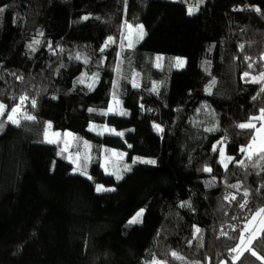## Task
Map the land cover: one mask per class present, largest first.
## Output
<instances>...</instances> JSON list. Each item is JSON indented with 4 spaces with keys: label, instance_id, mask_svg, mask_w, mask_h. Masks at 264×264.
Masks as SVG:
<instances>
[{
    "label": "trees",
    "instance_id": "obj_1",
    "mask_svg": "<svg viewBox=\"0 0 264 264\" xmlns=\"http://www.w3.org/2000/svg\"><path fill=\"white\" fill-rule=\"evenodd\" d=\"M198 1L0 0V103L27 97L35 117L0 131V264H264V230L243 246L264 208V159L244 156L254 130L238 127L264 109V0H205L188 15ZM129 24L145 36L126 49ZM158 55L187 66L155 71ZM113 93L127 115L101 114ZM49 124L74 134L91 180L44 142ZM114 150L130 169L119 180L101 168Z\"/></svg>",
    "mask_w": 264,
    "mask_h": 264
},
{
    "label": "rangeland",
    "instance_id": "obj_2",
    "mask_svg": "<svg viewBox=\"0 0 264 264\" xmlns=\"http://www.w3.org/2000/svg\"><path fill=\"white\" fill-rule=\"evenodd\" d=\"M170 1H178V0H170ZM204 3H205V0H203V3H200L198 1L197 5L191 6V7H197L198 6V10H199V8L202 5H204ZM129 25H131V32H130V30L128 28L127 34H126V38H125V41H124V44H123V47L126 48V49L133 48L135 45H137L139 42H141L144 39V36H145L143 34V36L140 37L139 33H138V29H139V27L142 24H138V25L129 24ZM130 41L132 43L131 47H129ZM157 57H161L162 59L157 60ZM177 58L182 59L184 61V64H183L182 67H176V59ZM149 62L151 64L150 66H151L152 69H154L155 71H158V72H163L164 74L169 73L170 71H182L187 66V59L184 58V57H166V56H163V55H158V56H155L153 59H150ZM147 77H148V74H147L146 78ZM137 81L138 82L135 84L136 88L141 83L145 82L143 77L140 78ZM150 82H153L154 85L164 84V80H156L154 78L151 79ZM110 105L113 108L121 109V102L117 106L116 104H114L113 98L111 100ZM22 106H21V113L18 114V116H17V118L20 119V124L22 122H24V121H27V120L23 119V115H25V112H24ZM108 114H114V113L110 112ZM7 115H6V117H7ZM260 115H261V113L259 115H257V117L260 116ZM7 123H9V122H7ZM245 123H247V122H245ZM255 123H256L257 127L259 128L260 127V122L256 121ZM91 126H95V128H94V130H90V131L94 132L96 134H98L103 129L104 126H107V128H109V129H114V128L108 126V125H93L92 124V125H90V127ZM90 127H89V129H90ZM46 130L49 132V138L57 141V142L51 143V144L57 145L61 149H65L64 151H66L68 153V161H69V163L71 165H73V173L81 175L80 174V170H79V169L83 168V167H80L81 162L89 164L90 161H91V157L87 153L74 154V153L70 152V150L72 149V146H73V142H74V134L72 132H70V131H54L51 128L49 129L48 125L45 126L44 133H45ZM115 131L118 132L117 130H115ZM44 133H43V140L45 141ZM53 133H59V136L58 137L53 136L52 135ZM66 133H71V135L70 136H66L65 135ZM105 134H111V133L105 131V132H103V134H100V135H105ZM111 135H115V134H111ZM260 144H261V137L258 136L257 137V144L252 149L253 153H255V152H257L259 150ZM221 149L224 150V146H222ZM113 153H115V155L112 154V156L110 158H104L103 159L101 168L104 171V173L107 174V175H112V176H115V177H117V176L121 177L125 173L126 169H123L121 166H118L117 162L120 161V160L125 159L126 153L119 152V151H116V150H114ZM243 154L247 158L248 154L245 153V152H243ZM254 156H256V155H253L252 157H254ZM231 160H229V157L226 156L225 150H224V156L221 157L222 163L228 164ZM85 168H87V167H84V171H86ZM105 169H107V172L105 171ZM86 173H87L86 175H82V176H84L86 178H88V176H91L87 171H86ZM109 173H111V174H109ZM100 185H102V184H100ZM104 187L105 188L114 189L113 187H107V186H104ZM103 192H108V191H103ZM98 193H101V192H98ZM143 216H144V210H143ZM143 216L140 218V222L139 223L142 222ZM139 223H135V224H139ZM263 230H264V213H262L260 216H257L255 220H251L249 222L247 233H246L245 242H244V245H243L244 249L248 248V246L251 244V243H249V240H251V242H252L253 239H255L258 236H260V234H261V232ZM242 251H243V249H241L239 252L241 253ZM154 262H155V264H164L163 262L155 260V259L152 260L150 264H154Z\"/></svg>",
    "mask_w": 264,
    "mask_h": 264
},
{
    "label": "snow or ice",
    "instance_id": "obj_3",
    "mask_svg": "<svg viewBox=\"0 0 264 264\" xmlns=\"http://www.w3.org/2000/svg\"><path fill=\"white\" fill-rule=\"evenodd\" d=\"M200 3H203V0H199ZM4 11V9L2 7H0V13H2ZM188 15H193L195 14L196 11H198V6L197 7H189L188 8ZM256 11H260L259 9H256ZM84 19H87V17H84ZM128 28L131 32V25H128ZM138 33H139V36L142 37L143 36V26L141 25L138 29ZM108 42L111 43V42H114L112 40V37H109L108 38ZM35 43H39V41H35ZM108 45L106 44L105 47H107ZM132 46V43L130 41L129 43V47ZM31 47V45L29 46ZM101 51H103V49H101ZM77 59H79V57H77ZM162 59L161 57H157V60H160ZM184 64V61L182 59H179L177 58L176 59V67H182ZM249 67H251V65H249ZM245 76H248V73H244ZM98 77H93V81L95 82V80L97 79ZM261 80H264V74H261V76L259 78H257L254 82H257L259 83ZM83 79H81L79 81V83H83ZM215 83V81H213V84ZM134 87L136 86L135 84L133 85ZM89 89L91 90L93 85L92 84H89L88 85ZM211 87V86H210ZM153 91H155V88L153 89ZM261 91H264V88L261 89ZM27 99V97H21L20 98V105H17L15 107H12L11 109H8V106H6L5 104L3 103H0V117H4L5 115V112H8V115L6 117V121H0V131H3L4 129V124L5 122H9L11 124H14L16 126H20V119L17 118L18 114L21 113V106L24 104V101ZM113 102L114 104H116L117 106L120 104V101L119 99L116 97V94L113 93ZM31 104L33 107H35L36 105V101L35 100H32L31 101ZM89 112H92V111H95V109H88ZM114 113V114H120V115H127V113L125 111H123L122 109H116V108H113L111 105L109 106L108 110L106 112H101L102 115H107L108 113ZM23 119L25 120H34L35 117L32 116V115H28V114H25L23 115ZM256 121H259L260 122V127L258 128L257 125H256ZM154 127L156 128V130L158 132H161L163 131V129H161L158 125H154ZM239 128L241 129H250V130H254V134L252 136V139H251V142L247 145V147L245 148H241L240 151L241 152H245L247 153V159H252V156L253 155H258L260 156L261 159H264V109H261V115L260 116H253L247 123H242V124H239L238 125ZM48 128L50 129L51 128V124L48 125ZM95 126H91L89 130H94ZM211 130V129H209ZM109 132L111 134H115V135H119V136H123V133L122 132H116L114 129H109L107 128V126H104L103 129L98 133V134H103V132ZM53 136H56L58 137L59 136V133H53L52 134ZM66 136H70L71 133H66L65 134ZM260 136L261 137V144H260V147H259V150L255 153L252 152V149L253 147L257 144V137ZM44 137H45V141L44 142H47V143H55L57 141L53 140V139H50L49 138V132L46 130L45 133H44ZM85 147H89V145L87 144V142H85ZM130 147V145H129ZM65 149H62V151H64ZM215 147L213 148V151H215ZM113 155H115V153H113ZM220 155L221 157L224 156V150L223 149H220ZM78 158V157H77ZM139 159V158H137ZM232 158L229 157V160H231ZM135 162V161H133ZM141 162H144V163H150V164H155L156 161L155 160H148V161H141ZM239 163L242 165L244 163L243 160L239 161ZM86 167V166H85ZM225 167H227V164H225ZM80 170V174L81 175H86V171H84L83 169H79ZM126 170H130L128 168H126ZM105 171L107 172V169H105ZM204 171H211L210 168H205ZM111 174V173H109ZM122 177H119L117 176V179H121ZM88 179L91 180L92 177L91 176H88ZM232 187H237L236 185H232ZM96 191L97 192H103V191H114V189H111V188H105L103 185H100V184H97L96 185ZM244 196L247 197L248 196V193L245 192L244 193ZM232 199H236L235 196L232 197ZM248 204V201L245 200L244 203L240 204V207L241 208H245L246 205ZM262 213H264V208H260L258 211H256L252 217V220H255L257 216H260ZM143 216V209L139 210L129 221L128 223L129 224H135V223H139L140 222V218ZM197 233H199L200 229H196ZM249 243H251V240H249ZM235 251V249H234ZM172 257L174 258H177V259H182V257H178L177 254L175 252H173L172 254ZM252 255H256L255 252L252 253ZM155 264V262H154Z\"/></svg>",
    "mask_w": 264,
    "mask_h": 264
}]
</instances>
